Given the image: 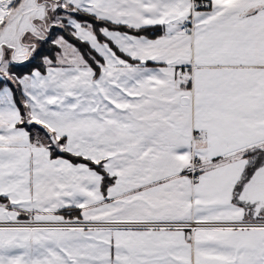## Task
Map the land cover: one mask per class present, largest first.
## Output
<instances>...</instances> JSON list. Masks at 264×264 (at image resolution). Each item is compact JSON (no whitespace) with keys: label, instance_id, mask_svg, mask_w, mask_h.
Listing matches in <instances>:
<instances>
[{"label":"snow or ice","instance_id":"1","mask_svg":"<svg viewBox=\"0 0 264 264\" xmlns=\"http://www.w3.org/2000/svg\"><path fill=\"white\" fill-rule=\"evenodd\" d=\"M0 264H264V0H0Z\"/></svg>","mask_w":264,"mask_h":264}]
</instances>
